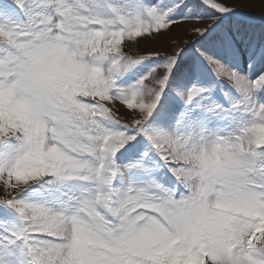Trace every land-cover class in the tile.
I'll list each match as a JSON object with an SVG mask.
<instances>
[{
    "label": "snow or ice",
    "instance_id": "6c2138e0",
    "mask_svg": "<svg viewBox=\"0 0 264 264\" xmlns=\"http://www.w3.org/2000/svg\"><path fill=\"white\" fill-rule=\"evenodd\" d=\"M0 264H264V0H0Z\"/></svg>",
    "mask_w": 264,
    "mask_h": 264
},
{
    "label": "rangeland",
    "instance_id": "374dc122",
    "mask_svg": "<svg viewBox=\"0 0 264 264\" xmlns=\"http://www.w3.org/2000/svg\"><path fill=\"white\" fill-rule=\"evenodd\" d=\"M234 2L238 5H243L245 0H234ZM244 10L249 11L253 9L245 7ZM254 11L259 14L261 9L257 6ZM207 23H209V21L191 20L180 26L173 27L170 32H167L163 36L157 37L154 40L143 41L139 49H132V54L145 55L150 51H156L159 52L161 56H167L189 45H194L195 48H199V44L195 43L199 37L193 33L192 27L204 26Z\"/></svg>",
    "mask_w": 264,
    "mask_h": 264
}]
</instances>
